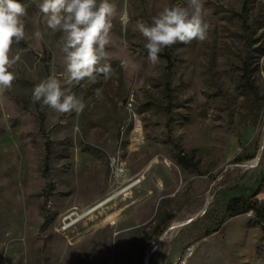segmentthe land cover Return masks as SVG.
<instances>
[{
  "label": "rangeland",
  "instance_id": "obj_1",
  "mask_svg": "<svg viewBox=\"0 0 264 264\" xmlns=\"http://www.w3.org/2000/svg\"><path fill=\"white\" fill-rule=\"evenodd\" d=\"M21 2L26 40L0 94V264H180L188 248L186 264H264V0H204L207 39L154 65L136 22L185 0H112L111 77L74 86L86 107L63 115L32 101L65 71L60 34L40 0ZM135 180L58 231L67 212Z\"/></svg>",
  "mask_w": 264,
  "mask_h": 264
},
{
  "label": "clouds",
  "instance_id": "obj_2",
  "mask_svg": "<svg viewBox=\"0 0 264 264\" xmlns=\"http://www.w3.org/2000/svg\"><path fill=\"white\" fill-rule=\"evenodd\" d=\"M37 6L47 17V27L60 34L57 47L63 54L65 71L60 77L52 75L36 84L32 101L62 115L80 114L86 103L73 87L85 80L94 84L101 78L106 81L113 72L106 62V49L117 6L112 0H40ZM27 15L21 0H0V94L10 90L16 79L12 68L20 57L13 55V45L26 40ZM206 16L204 0H185L183 5L164 6L150 22L138 20L136 27L145 40L149 62L156 64L160 53L177 43L206 40L210 29ZM119 19L122 25L129 22L126 12ZM34 35L43 39L40 31ZM102 91L95 89L97 98Z\"/></svg>",
  "mask_w": 264,
  "mask_h": 264
},
{
  "label": "built area",
  "instance_id": "obj_3",
  "mask_svg": "<svg viewBox=\"0 0 264 264\" xmlns=\"http://www.w3.org/2000/svg\"><path fill=\"white\" fill-rule=\"evenodd\" d=\"M112 166L114 168L113 174L114 176L118 177L120 174L124 173L123 170H115L114 166V159L112 161ZM93 212H89V210L81 211L79 209H73L72 211L67 212L65 215L62 216L58 231H67L73 226H75L78 222L92 214ZM194 254L193 248H188L185 254V257L183 260H180V264H186V261L189 257H191Z\"/></svg>",
  "mask_w": 264,
  "mask_h": 264
},
{
  "label": "bare ground",
  "instance_id": "obj_4",
  "mask_svg": "<svg viewBox=\"0 0 264 264\" xmlns=\"http://www.w3.org/2000/svg\"><path fill=\"white\" fill-rule=\"evenodd\" d=\"M115 160V159H114ZM141 180H135L134 182H132L131 184H129L128 186L124 187L123 189L116 191L112 194H110L108 197L104 198L103 200H101L100 202H98L97 204H95L93 207H91L89 210V212H95L97 209H99L100 207L108 204L109 202L113 201L115 198H117L118 196H120L122 193H124L125 191L133 188L134 186H136L138 183H140ZM186 224V223H183ZM179 225H175L173 227V229L179 228Z\"/></svg>",
  "mask_w": 264,
  "mask_h": 264
},
{
  "label": "trees",
  "instance_id": "obj_5",
  "mask_svg": "<svg viewBox=\"0 0 264 264\" xmlns=\"http://www.w3.org/2000/svg\"><path fill=\"white\" fill-rule=\"evenodd\" d=\"M179 163L185 167H190L192 164H191V161L185 157H179L178 159ZM238 200L237 199H232L230 201V203L228 204L227 206V211L231 214H238L240 211H239V208H238Z\"/></svg>",
  "mask_w": 264,
  "mask_h": 264
}]
</instances>
